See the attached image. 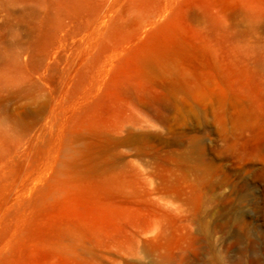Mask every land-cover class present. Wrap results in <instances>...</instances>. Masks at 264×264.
Returning <instances> with one entry per match:
<instances>
[{
    "label": "rangeland",
    "instance_id": "obj_1",
    "mask_svg": "<svg viewBox=\"0 0 264 264\" xmlns=\"http://www.w3.org/2000/svg\"><path fill=\"white\" fill-rule=\"evenodd\" d=\"M152 256L264 264V0H0V264Z\"/></svg>",
    "mask_w": 264,
    "mask_h": 264
},
{
    "label": "bare ground",
    "instance_id": "obj_2",
    "mask_svg": "<svg viewBox=\"0 0 264 264\" xmlns=\"http://www.w3.org/2000/svg\"><path fill=\"white\" fill-rule=\"evenodd\" d=\"M73 152H75V151H73ZM75 154V153H74ZM69 155H72V154H69ZM73 156H75V155H73ZM70 157V156H69ZM72 157V156H71ZM168 227V226H167ZM192 228H193V226H192ZM154 229V228H153ZM159 229H161V228H159ZM171 230V229H170ZM176 230V229H175ZM210 230V228H207V229H205V231H209ZM154 237L153 238H155L156 236H157V234L160 232V231H158V229L156 228V229H154ZM166 232V231H165ZM200 232V231H199ZM153 234V233H152ZM151 234V235H152ZM164 234V233H163ZM167 234V233H166ZM170 234V233H169ZM162 235V234H161ZM189 235V234H188ZM159 236H160V234H159ZM158 236V237H159ZM163 236V235H162ZM158 237H156V238H158ZM190 237V236H189ZM205 237V236H204ZM152 238V237H151ZM192 238H193V236H192ZM160 239H161V237H160ZM205 239V238H204ZM156 240V239H155ZM73 241H75V240H73ZM229 246H231V245H229ZM82 249V248H81ZM151 249V248H150ZM157 250V249H156ZM210 250V249H209ZM158 251V250H157ZM143 253V252H142ZM169 253H171V252H169ZM148 254H149V252H148ZM152 253H150V255H151ZM156 254H158V253H156ZM159 255V254H158ZM161 255V254H160ZM163 255V254H162ZM245 255V254H244ZM168 256V255H167ZM171 256V255H170ZM153 257V256H152ZM164 257V256H163ZM154 258V257H153ZM160 258V257H159ZM177 258V257H176ZM161 259V258H160ZM160 259H158V257L156 256V258H154V259H152V260H154L155 261V264H160L161 263V260ZM175 259V258H174ZM135 260V259H134ZM173 260V259H172ZM240 260V259H239ZM140 261V260H139ZM165 261V260H164ZM163 261V262H164ZM175 261V260H174ZM220 261V260H219ZM243 261V260H242ZM141 262V261H140ZM153 262V261H152ZM173 262V261H172ZM171 262V263H172ZM248 261L247 260H245V261H243V264H248L247 263ZM220 263V262H219ZM163 264V263H162ZM164 264H166V263H164ZM169 264H170V262H169ZM241 264V263H240Z\"/></svg>",
    "mask_w": 264,
    "mask_h": 264
}]
</instances>
